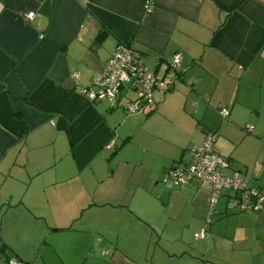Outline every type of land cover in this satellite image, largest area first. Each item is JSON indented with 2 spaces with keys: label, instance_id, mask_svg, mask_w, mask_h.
Listing matches in <instances>:
<instances>
[{
  "label": "crops",
  "instance_id": "crops-1",
  "mask_svg": "<svg viewBox=\"0 0 264 264\" xmlns=\"http://www.w3.org/2000/svg\"><path fill=\"white\" fill-rule=\"evenodd\" d=\"M119 43L163 83L143 111L120 107L127 88L116 103L81 92ZM209 131L223 173L264 192V0H0V252L26 264H264V206L239 212L223 189L196 238L209 184L166 181ZM160 198L176 213L159 217ZM83 234L86 248L68 249Z\"/></svg>",
  "mask_w": 264,
  "mask_h": 264
},
{
  "label": "built area",
  "instance_id": "built-area-1",
  "mask_svg": "<svg viewBox=\"0 0 264 264\" xmlns=\"http://www.w3.org/2000/svg\"><path fill=\"white\" fill-rule=\"evenodd\" d=\"M32 13H27L30 19ZM140 53L130 45L119 43L109 59L100 70L96 71L88 87L81 92L91 101H108L116 103L123 94L124 88L129 89L134 97L121 103L120 107L125 113H135L150 108L153 104V91L162 88L154 72L140 62ZM181 55L176 53L168 62L170 68L176 69L181 64ZM75 78L77 74L73 75ZM222 117L228 116L226 107L220 108ZM252 127L245 126L250 132ZM217 133H205L202 143L190 150L188 161L183 165H173L166 173V181L173 187L182 188L191 181L206 182L210 186L207 197L209 212L203 227L196 233V238H203L209 223V215L215 213L214 204L223 189L232 191L229 197L231 205L239 212H256L264 206V192L252 185L239 171L232 169L230 174L223 173L229 168L225 157L221 156L215 148ZM0 264H24L14 256L0 252Z\"/></svg>",
  "mask_w": 264,
  "mask_h": 264
},
{
  "label": "rangeland",
  "instance_id": "rangeland-1",
  "mask_svg": "<svg viewBox=\"0 0 264 264\" xmlns=\"http://www.w3.org/2000/svg\"><path fill=\"white\" fill-rule=\"evenodd\" d=\"M148 125V128H150V129H152V128H154L156 125H159V117L158 116H155V117H153V118H151L150 120H149V123L147 124ZM143 126H146V124H144ZM136 139H140V138H136ZM136 139H134V141L132 142V144L130 143V144H128L124 149V151H131L132 149H133V147H135V144L137 143L136 141ZM198 147V146H197ZM225 170V169H224ZM208 184V183H207ZM209 190H210V187H209ZM167 198V197H166ZM159 200H161V206L159 205V217H162V216H164L165 217V215H172V214H175L176 213V211L174 210H172V209H165L164 208V204H165V202H166V199L165 198H160ZM218 204H219V202L215 205V208H217L218 207ZM207 205H208V203H207ZM209 207V206H208ZM123 231V230H122ZM88 234H83L82 235V238L81 237H78L76 240H73L71 237L70 238H68L69 240H66V241H64V243H66V245L68 246V249H75V248H78V247H84V249L86 248V246H87V244H88ZM10 239H12V237H11V235H10ZM115 241H113L112 240V242L114 243H116V239H114ZM111 241V240H110ZM156 241H157V239L156 238H153L152 240H151V248L149 249V251L142 257L141 256V258H145V260H147V261H149L150 260V258H151V256H152V252H153V250H152V246H153V244L154 243H156ZM27 244V243H26ZM94 244H97V243H94ZM102 246V245H101ZM136 248H138V246H137V244H136ZM90 262H88V264H89Z\"/></svg>",
  "mask_w": 264,
  "mask_h": 264
},
{
  "label": "trees",
  "instance_id": "trees-1",
  "mask_svg": "<svg viewBox=\"0 0 264 264\" xmlns=\"http://www.w3.org/2000/svg\"><path fill=\"white\" fill-rule=\"evenodd\" d=\"M2 252H4V251H2ZM5 254L10 255V256H13V255L10 254L8 251H7V253H5ZM14 257H15V256H14ZM24 264H26V263H24Z\"/></svg>",
  "mask_w": 264,
  "mask_h": 264
}]
</instances>
